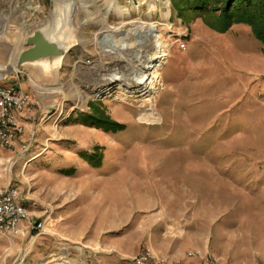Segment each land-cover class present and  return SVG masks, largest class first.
<instances>
[{
	"label": "rangeland",
	"instance_id": "1",
	"mask_svg": "<svg viewBox=\"0 0 264 264\" xmlns=\"http://www.w3.org/2000/svg\"><path fill=\"white\" fill-rule=\"evenodd\" d=\"M41 1L24 13L27 29L18 13L0 22V83L31 97L18 114L31 122L23 137L0 145V185L45 224L0 235V264H133L144 254L147 264H233L239 233L264 238V46L250 24L212 28L226 0H211L205 17L179 0L181 13L174 0H75L56 25L68 53L19 66L58 0ZM254 4L264 21V0ZM150 25L165 50L154 85L145 66L157 36L144 46L138 37ZM108 34L128 48L112 49ZM132 70L143 81L125 79Z\"/></svg>",
	"mask_w": 264,
	"mask_h": 264
},
{
	"label": "built area",
	"instance_id": "2",
	"mask_svg": "<svg viewBox=\"0 0 264 264\" xmlns=\"http://www.w3.org/2000/svg\"><path fill=\"white\" fill-rule=\"evenodd\" d=\"M41 7V0H0V22H10V17H13L15 13H18L19 17L22 15L21 20L28 23L24 13L31 11L32 15H34L37 11L41 10ZM8 11L10 12L6 14ZM29 18H31V16ZM32 34L33 32H30L28 36ZM30 104L31 97L28 92L23 91L15 84L0 83V145L12 149L16 146L17 138L23 137L24 127L18 114L23 110L25 111ZM25 142L26 141L21 144L22 150H26L29 146ZM32 219V212L28 208L27 203L21 197L18 189L11 185H7L6 188L0 185V235L14 238L22 233L24 228L33 231L36 230V234H40L41 230L44 229L45 220ZM32 236L34 237V235ZM189 254L190 256H195L198 252H190ZM149 256V254L141 255L133 260V264H147V261L150 259ZM155 264L188 263L161 260L156 261ZM198 264L224 263L213 261L210 257H204V259Z\"/></svg>",
	"mask_w": 264,
	"mask_h": 264
},
{
	"label": "bare ground",
	"instance_id": "3",
	"mask_svg": "<svg viewBox=\"0 0 264 264\" xmlns=\"http://www.w3.org/2000/svg\"><path fill=\"white\" fill-rule=\"evenodd\" d=\"M55 9H54V13L52 14V19L49 20L48 24L46 26H43L41 27V31L44 33V35L51 41H54V42H57L58 44L60 45H63V43H60L58 41V38H59V33L60 32L57 28V23H58V19L59 17H64V20L67 21L68 19L67 18H70L72 16H74V14L76 13V11L78 10L79 6H77V4H75V0H58L56 2V5H55ZM60 20V19H59ZM20 27H23V29H27V23H25L24 20L21 21V24H19ZM157 28L154 26V25H150L148 29L146 30H143V31H140L138 33V37L139 38H142V41H139L140 43V46H144V41L147 39V37H156V47H157V51L155 53V55L153 56V58H151L147 63H146V66H145V70L146 71H150V73H147V74H150L151 78H154L151 79V82L150 84H153L154 85V81L156 76H157V72H156V66L158 64V61H159V58H161L162 56L165 55V50H164V43L161 39V37L159 36V34L157 33ZM27 31V30H26ZM9 33V32H7ZM2 35V31L0 32V37ZM110 35V40L112 42V46L111 48L112 49H117V50H125L128 48V45L127 43H122L120 44L119 43V39L116 38V34H108ZM110 48V47H109ZM110 50V49H109ZM141 50V49H140ZM143 52V50H142ZM18 57V56H17ZM136 61H140L142 62L143 58L145 57L144 54H141L140 51H137L136 52ZM145 61V60H143ZM57 66L60 65V61L58 60V62L56 63ZM11 69L14 68L16 69L17 67L15 65H12L10 67ZM137 70H132V74L131 73H124V75L127 77L125 79H129V80H139V81H143V77H144V74H142L140 77H136L138 74L136 72ZM3 74L0 73V76H2ZM120 78V76L118 75H114L112 77V79L114 80H118ZM110 79V78H109ZM158 80V79H157ZM150 113V111H149ZM150 115V114H149ZM60 264V263H59ZM63 264V263H61Z\"/></svg>",
	"mask_w": 264,
	"mask_h": 264
},
{
	"label": "trees",
	"instance_id": "4",
	"mask_svg": "<svg viewBox=\"0 0 264 264\" xmlns=\"http://www.w3.org/2000/svg\"><path fill=\"white\" fill-rule=\"evenodd\" d=\"M255 1L256 0H226L227 7L225 5L223 8L226 15L224 19L221 20L219 27H212V28L214 29L216 28L224 32L227 31L234 22H242V23L250 24L255 36L262 42L264 46V21L263 19L262 20L260 19L262 16L259 17V20L256 19V17H254L256 15H259L258 11L253 13L254 11L253 7L255 6L254 4ZM176 2L177 0L173 1V7L175 10H178L179 13H181L179 2H182V4H185L187 8L193 9L198 14H201L202 17L213 14V11H211L212 10L211 0H179L178 3ZM99 120L100 119L97 118V121ZM94 122H96V120H94ZM98 124L100 127H105L107 130L110 131L115 129H120L123 127L121 123L113 122L110 120H105ZM87 155L90 162H93V160H99V156L98 158H95L93 157V154L92 155L87 154Z\"/></svg>",
	"mask_w": 264,
	"mask_h": 264
},
{
	"label": "water",
	"instance_id": "5",
	"mask_svg": "<svg viewBox=\"0 0 264 264\" xmlns=\"http://www.w3.org/2000/svg\"><path fill=\"white\" fill-rule=\"evenodd\" d=\"M28 48L23 50L17 60V65L37 62L42 59H50L65 56L69 49L57 42L49 40L41 30L35 31L27 38Z\"/></svg>",
	"mask_w": 264,
	"mask_h": 264
},
{
	"label": "crops",
	"instance_id": "6",
	"mask_svg": "<svg viewBox=\"0 0 264 264\" xmlns=\"http://www.w3.org/2000/svg\"><path fill=\"white\" fill-rule=\"evenodd\" d=\"M19 119L23 124L30 126L29 117L21 116ZM243 233H241L242 235L239 233L236 237V249H234L236 256L235 258H230L229 261L233 262V264H264V238L262 240L259 239V242L256 244L255 238L248 234V230L247 233ZM239 235L241 236L239 237ZM249 243L252 247V252L248 249L250 247Z\"/></svg>",
	"mask_w": 264,
	"mask_h": 264
}]
</instances>
